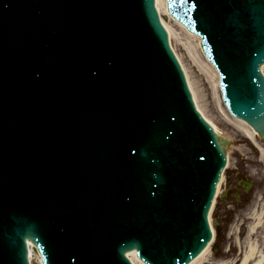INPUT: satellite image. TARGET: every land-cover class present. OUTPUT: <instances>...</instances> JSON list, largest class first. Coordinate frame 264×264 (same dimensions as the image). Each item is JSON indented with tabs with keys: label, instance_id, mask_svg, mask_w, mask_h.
Instances as JSON below:
<instances>
[{
	"label": "water",
	"instance_id": "95a60500",
	"mask_svg": "<svg viewBox=\"0 0 264 264\" xmlns=\"http://www.w3.org/2000/svg\"><path fill=\"white\" fill-rule=\"evenodd\" d=\"M195 1L199 4L196 9H188V15L192 13L198 29L208 28L203 38L209 36L214 41L203 39V47L221 73L231 112L264 134V81L258 68L264 62V0H226L221 7L216 0H210L208 6L204 0ZM125 2L0 0V264H29L27 238L36 244L44 264H130L126 250L136 246L145 259L142 244L150 254L148 262L171 251L177 256L170 264L182 255V264H194L207 249L200 252L210 239L207 212L224 158L213 132L194 112L180 68L168 52L154 0L130 2L129 6L139 13L117 19V12L128 8ZM156 3L160 13L159 1ZM104 13L108 16L105 19ZM138 22L161 52L151 55L135 38L131 26ZM246 30L251 34L245 36ZM64 68L73 76H86L64 88L60 81ZM64 89H68L70 103L78 102L72 110H87L91 123L113 129L108 137L115 143L106 152L138 163L131 171H118L126 192H122L123 187H114L102 195L97 190L99 173L93 174L94 181L89 183L81 180L88 188L83 199L64 191L53 192L47 180L45 186L38 185L37 180L43 176L39 173L40 150L56 132V115L34 116L24 111H35L41 102L45 109L52 110L55 98ZM185 100L189 112L181 104ZM189 114L200 122L206 136L197 130ZM42 117L46 121L36 127ZM168 118L174 120L162 123ZM153 136L172 141L183 155L178 178L170 174H175L174 167L166 172V164L151 160L147 146L138 145ZM234 146L228 141L229 158ZM87 157L83 161L90 164ZM94 161H101L100 166L115 163L113 157ZM157 169L164 172V178L154 175ZM224 177L219 181L217 197ZM149 179H161V185L168 184L167 191L177 196L162 189L153 198ZM136 191L150 196L140 212L146 211L145 216L154 221L136 224L135 218L142 215L134 216V209L129 207L135 202ZM170 196L176 199L177 208L169 201ZM213 209L214 204L211 212ZM150 230L155 231L152 249L145 240ZM135 252L129 251L127 256ZM28 253L32 262L30 247Z\"/></svg>",
	"mask_w": 264,
	"mask_h": 264
},
{
	"label": "rangeland",
	"instance_id": "374dc122",
	"mask_svg": "<svg viewBox=\"0 0 264 264\" xmlns=\"http://www.w3.org/2000/svg\"><path fill=\"white\" fill-rule=\"evenodd\" d=\"M169 20V18H167ZM177 33H181L180 27L175 26ZM187 45L194 50L198 56V47L191 39H184ZM177 51L188 67L193 81L203 88V98L201 104L204 111L215 122L221 131L222 136L227 138L235 146L230 155L229 167L225 177L219 200L212 212L211 220L214 227L219 232V237L213 245L210 254L207 255L203 264H232L231 261L239 257L240 244H236L235 238L240 235L241 240L246 235L247 225L250 222L247 218L253 209L264 207V159H262L258 149L244 137L241 130H238L225 112L220 110L221 104L217 102L214 95L212 81L205 73H198L197 67H192L189 61L188 52L178 39H173ZM246 178L254 183L253 198L254 203L248 204L247 199L242 197L239 203L233 202L237 197L236 189L241 180ZM240 180V181H238ZM228 192V194H227ZM227 194V195H226ZM213 216V217H212ZM244 234V235H243Z\"/></svg>",
	"mask_w": 264,
	"mask_h": 264
},
{
	"label": "bare ground",
	"instance_id": "6f19581e",
	"mask_svg": "<svg viewBox=\"0 0 264 264\" xmlns=\"http://www.w3.org/2000/svg\"><path fill=\"white\" fill-rule=\"evenodd\" d=\"M159 1V7H160V14H161V20L169 32L170 39L173 44V38L178 39V41L181 42V44L185 47V49L188 52L189 61L192 64V67H197L198 73H205L207 76H209L210 80L212 81L214 95L217 98V102L221 104L220 110L225 112L229 120L232 121V123L239 128L238 130H241L244 134V137H246L247 140H250L251 143L258 149V151L261 154L262 159H264V141H262L259 137L261 136L253 127L246 123H241L238 118L232 117L227 110L224 109V105L222 103V96H221V89L219 88V73L216 70L215 66L211 64L208 59L206 58L203 51H201L202 46L200 42V38H198L195 34H192L189 30L185 28L183 24H180L177 21H174V18L170 15V13L167 11V3L166 0H158ZM167 17H169V20H167ZM180 27L181 33H177L175 26ZM182 36H184L185 40L191 39L196 43V47H198V56L196 57L194 54V50L187 45L186 42L182 41ZM174 48L176 49L175 45L173 44ZM177 51V49H176ZM180 61H182V57L180 53L177 51ZM184 69L186 71L187 77L189 79V82L192 87V91L194 92L195 98L197 100L198 105L200 106L201 110L205 114L206 118L210 122V124L213 126L214 131L222 136L221 131H219V127L215 124V122L207 115V113L204 111V107L201 104V99L203 98V88H200L198 84L193 81L191 74L189 73L188 67L186 66L185 62L182 61ZM262 70L264 72V67H262ZM263 136V135H262ZM223 137V136H222ZM264 137V136H263ZM219 196L217 198V201L220 198L221 190L219 191ZM216 201V202H217ZM214 211V209H213ZM253 212L248 213V220L250 221L247 225L246 235L243 236V239L241 240L240 235H237L235 238L236 244H240V252L239 257L232 260V264H264V207L262 208H256L252 210ZM212 213V212H211ZM215 231V230H214ZM214 243H210V245L207 247V249L203 252L201 256H199L198 260L194 264H203L205 259L207 258V255L210 254L211 249L213 248ZM30 251H31V257L32 262H39L41 263L40 257L37 250H35L34 244L30 243ZM128 258L133 262V264H145L143 263L139 257L137 256L136 252L128 255Z\"/></svg>",
	"mask_w": 264,
	"mask_h": 264
}]
</instances>
